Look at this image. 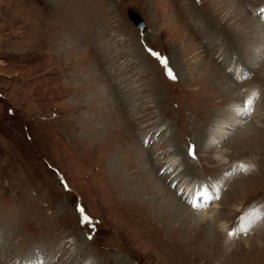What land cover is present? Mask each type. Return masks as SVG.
Returning a JSON list of instances; mask_svg holds the SVG:
<instances>
[{
  "label": "rangeland",
  "instance_id": "rangeland-1",
  "mask_svg": "<svg viewBox=\"0 0 264 264\" xmlns=\"http://www.w3.org/2000/svg\"><path fill=\"white\" fill-rule=\"evenodd\" d=\"M262 1L0 0V264H264ZM249 88L255 118L210 141Z\"/></svg>",
  "mask_w": 264,
  "mask_h": 264
},
{
  "label": "bare ground",
  "instance_id": "bare-ground-1",
  "mask_svg": "<svg viewBox=\"0 0 264 264\" xmlns=\"http://www.w3.org/2000/svg\"><path fill=\"white\" fill-rule=\"evenodd\" d=\"M187 3V2H186ZM183 4V3H182ZM254 9H256V7L254 8ZM255 15V14H254ZM258 17L259 16H256V18L258 19ZM249 19V18H248ZM259 20H261L260 18H259ZM259 20H258V22H259ZM219 21V20H218ZM262 21V20H261ZM227 23V22H226ZM250 23H252V20H251V22ZM260 23V22H259ZM260 24H263L264 25V22L263 23H260ZM221 25H222V23H221ZM226 25V24H225ZM216 28H219V27H217L216 26ZM223 28V27H222ZM254 35V34H253ZM259 42V41H258ZM258 42H256L255 44H257ZM254 44V45H255ZM255 46H257V45H255ZM201 50H202V48H201ZM261 55H262V52H261V54H259V55H257L256 56V58H260L261 57ZM172 69H174L173 67H171ZM212 72V71H211ZM176 74V73H175ZM237 76L238 75H235V79L233 78V79H231L230 81H228L227 82V86L226 87H224L222 84V86H220V88H224L223 89V92L224 93H227L226 95H225V97H227V98H232L231 97V92L233 93V92H235V93H237V92H241L242 93V90H241V88H242V86H244V84L243 85H240L239 86V84H237V81H236V78H237ZM209 77V76H208ZM173 82H174V80H172ZM168 83H171V80H168ZM217 83H219V80H218V82H216V84ZM217 86V85H216ZM235 87H236V89H235ZM250 87V86H249ZM233 88L235 89L234 91H233ZM227 89V90H226ZM252 94H254V91L252 90V92L250 91V88L249 89H247L246 91H245V94H244V96H245V98H244V100H243V103L241 102V103H239L238 105H242L240 108H238L237 109V107H235L236 108V110H233V112L235 111V113H233V114H231V113H229V114H231V115H229V117H225L223 120L221 119V120H216L215 122V124L212 126V131H211V135H210V137H209V140L210 141H216V140H218V139H221L223 136H225L226 134H229L228 132H231L230 130L231 129H235V128H237L239 125H242L241 123H243V122H245V121H247V120H250V119H252V118H255V115H256V113H255V111H253V115L252 114H250V113H248V111L246 112L245 111V109H244V106L243 105H245L246 103H247V101L248 100H250L251 98H252ZM233 95V94H232ZM240 98V97H239ZM237 99V98H236ZM237 101V100H236ZM233 103V102H232ZM234 104H235V102H234ZM160 105V104H159ZM247 106V105H246ZM245 106V107H246ZM248 106H250V107H252V104L251 105H248ZM252 115V116H251ZM251 116V118L249 119V117ZM245 133L247 134V131H241L240 132V135H238V137L234 140V141H239L238 143H241V139H245ZM195 141V140H194ZM218 153H222V150H220ZM218 157V156H217ZM166 163H169V160H167V161H165ZM171 162V161H170ZM222 163H225V162H222V161H219L218 162V166H220V165H222ZM169 165V167H170V169H172V171L173 170H175V166H180L178 163H175L174 165H172V164H168ZM246 170V168H243V169H241L240 170V172H243V171H245ZM117 177H120L121 179H124L125 180V177H124V175H123V173H120V174H118L117 175ZM142 177L144 178V179H146V177H145V175H142ZM113 179V178H112ZM128 179V178H127ZM143 180V179H142ZM125 181H127V180H125ZM185 183H186V181H184ZM116 183V182H115ZM131 183V182H130ZM183 184L184 186H186L187 188H186V193L185 194H187V192H188V190L190 189V187H192V188H194V184L193 183H191L190 181L189 182H187L186 184ZM200 184V183H199ZM124 185V184H123ZM203 186H207V185H204V184H202ZM201 185V186H202ZM133 186V185H132ZM129 187H127L126 186V190L128 189ZM197 188V187H196ZM130 189V188H129ZM209 189V188H208ZM134 190V189H133ZM126 192V191H125ZM216 192V191H215ZM124 193V192H123ZM126 194V193H125ZM124 194V195H125ZM132 194V193H131ZM131 194H130V196H131ZM161 195L162 196H165V197H167L168 199H169V203H170V205H173V206H175L176 208H179V206L181 207V205H179V200H176L175 199V195H174V192L172 193H170L169 194V191H165L164 193H161ZM123 197H125V196H123ZM126 198V197H125ZM184 202H185V200H183ZM132 202H133V200H132ZM183 202V203H184ZM119 204H121V203H119ZM133 204V203H132ZM181 204V203H180ZM131 205V204H130ZM129 205V206H130ZM164 205V204H163ZM123 206V205H122ZM127 206V205H126ZM131 207V206H130ZM160 207V206H159ZM215 209H217V205H214L213 206ZM129 208V207H128ZM126 211V210H125ZM125 211H124V213H125ZM156 211V210H155ZM122 212V211H121ZM127 212V211H126ZM129 212V211H128ZM157 212V211H156ZM203 212V215H206V214H204V212H206V210H203L202 211ZM154 213V212H153ZM155 214V213H154ZM121 215V214H120ZM129 215V214H128ZM125 217V216H124ZM126 219V218H125ZM128 219V218H127ZM129 219H131V218H129ZM147 220V219H146ZM145 220V221H146ZM152 220V219H151ZM129 221V220H128ZM153 221H154V219H153ZM130 222V221H129ZM162 222V221H161ZM143 223H144V221H143ZM143 223H141V225L143 224ZM244 223V222H243ZM243 223L241 222L240 224L241 225H243ZM130 224H133V223H130ZM134 224H135V222H134ZM146 224V223H145ZM140 225V224H139ZM150 225L151 224H149V227L148 228H150ZM249 225H252L251 224V222L248 224V225H246L247 226V228H248V226ZM136 226V224L134 225V227ZM143 226V225H142ZM153 226V225H152ZM152 226H151V228H152ZM221 226H222V228L223 229H225V227H224V225H222L221 224ZM137 227V226H136ZM145 228L147 227V226H144ZM143 228V227H142ZM144 228V229H145ZM151 228H150V230H151ZM155 228V227H154ZM153 228V229H154ZM221 228V227H220ZM240 228H241V226H240ZM239 228V229H240ZM139 229V228H138ZM152 229V230H153ZM143 230V229H142ZM155 230V229H154ZM153 230V231H154ZM232 230V229H231ZM230 229H227V232L228 231H231ZM220 231H222V230H218V234H220ZM234 230H232V232H233ZM142 232V231H141ZM140 232V233H141ZM225 232V235H226V231H224ZM157 232L155 231V234H156ZM185 235V234H184ZM196 235V234H195ZM211 235V234H210ZM259 235V234H258ZM173 236V235H172ZM175 236V235H174ZM179 237H180V235H178ZM222 236V235H221ZM220 236V237H221ZM214 237H215V235H214ZM239 238V237H238ZM178 239V238H177ZM190 239V238H189ZM201 240V239H200ZM189 242V241H188ZM195 242V241H194ZM191 243V242H190ZM196 243V242H195ZM178 244V243H177ZM195 245V244H194ZM176 246H179V245H176ZM183 246V245H182ZM189 248V247H188ZM180 249V248H179ZM184 249H186V248H184ZM183 248H182V250H184ZM175 250V249H174ZM169 251V250H168ZM181 251V250H180ZM187 251H188V249H187ZM190 251V250H189ZM181 252H183V251H181ZM180 252V253H181ZM167 253V252H166ZM173 253V252H172ZM175 253V252H174ZM173 253V254H174ZM178 253V252H177ZM186 253V252H185ZM188 254V253H187ZM191 254V253H190ZM196 254V253H195ZM179 255V254H178ZM166 257V256H165ZM170 257V256H169ZM173 257V256H172ZM174 257H175V255H174ZM177 258H179V257H177ZM176 258V259H177ZM181 260V259H180ZM24 261H27V260H25L24 259ZM178 261H179V259H178ZM173 262H174V260H173ZM174 263H176V262H174ZM179 263V262H178ZM27 264H29V263H27Z\"/></svg>",
  "mask_w": 264,
  "mask_h": 264
},
{
  "label": "snow or ice",
  "instance_id": "snow-or-ice-1",
  "mask_svg": "<svg viewBox=\"0 0 264 264\" xmlns=\"http://www.w3.org/2000/svg\"><path fill=\"white\" fill-rule=\"evenodd\" d=\"M147 51L149 52L150 55H152L154 58H157L159 60L160 64L165 68L166 75L170 79L175 80L177 78L176 75L174 74L173 69L171 67H169L168 59L166 57H164L162 54L156 52L153 49H147ZM247 104L251 105L252 100L251 99L248 100ZM196 147H198V146H190V148H189V155L193 156V158H195ZM163 174H165V173H162V175ZM173 187H175V185H173ZM209 187H211V186L210 185H207V186L198 185L197 186V188L193 194L194 199H192L190 201V205H191V207H193V209H201V207H202L201 201H204V202L210 204V203L214 202L216 199H219V193L217 192L215 194H210L208 191ZM179 194L181 196L184 195L183 191H181ZM77 209L81 213H84V211H85L83 206H80V205L77 206ZM90 221H91V218L88 215H86V214L82 215V220H81L82 224L89 223ZM233 234H234L233 232H229V235H233Z\"/></svg>",
  "mask_w": 264,
  "mask_h": 264
},
{
  "label": "water",
  "instance_id": "water-1",
  "mask_svg": "<svg viewBox=\"0 0 264 264\" xmlns=\"http://www.w3.org/2000/svg\"><path fill=\"white\" fill-rule=\"evenodd\" d=\"M126 12L130 20L137 28H143L145 26L142 17L134 10V8L129 7L127 8Z\"/></svg>",
  "mask_w": 264,
  "mask_h": 264
}]
</instances>
